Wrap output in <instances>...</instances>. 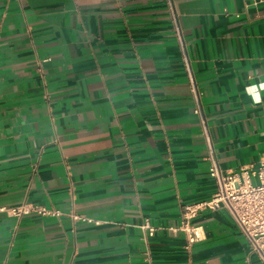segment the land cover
Instances as JSON below:
<instances>
[{
  "label": "crops",
  "instance_id": "obj_1",
  "mask_svg": "<svg viewBox=\"0 0 264 264\" xmlns=\"http://www.w3.org/2000/svg\"><path fill=\"white\" fill-rule=\"evenodd\" d=\"M170 2L182 48L167 0H0V207L62 213L0 211V264H264L223 209L177 229L208 150L264 157V0Z\"/></svg>",
  "mask_w": 264,
  "mask_h": 264
},
{
  "label": "built area",
  "instance_id": "obj_2",
  "mask_svg": "<svg viewBox=\"0 0 264 264\" xmlns=\"http://www.w3.org/2000/svg\"><path fill=\"white\" fill-rule=\"evenodd\" d=\"M257 1V0H254ZM169 17L172 23L174 34L182 48L179 27L170 0H167ZM191 91L194 101V111L200 112L195 87L191 80ZM204 141L207 149H210L209 136L206 130L203 131ZM209 175L215 180V191L206 199L183 204L181 208V221L177 227L185 236V247L203 239L201 225L191 223V220L200 212L205 210H225L246 241L250 253L255 254L264 262V157L259 160V165L253 169L243 167L237 171L222 172L213 154L208 150ZM0 211H6L8 215L17 219L31 214H51L59 219L62 214L59 210L48 209L42 205L23 202L10 207H0ZM73 219L80 218V215L71 213ZM91 221L90 218H85ZM94 222H98L94 220ZM143 237L153 235L155 227L151 226L147 219L141 225ZM149 259V257H147Z\"/></svg>",
  "mask_w": 264,
  "mask_h": 264
},
{
  "label": "clouds",
  "instance_id": "obj_3",
  "mask_svg": "<svg viewBox=\"0 0 264 264\" xmlns=\"http://www.w3.org/2000/svg\"><path fill=\"white\" fill-rule=\"evenodd\" d=\"M252 87L255 88L257 86L256 85H253ZM260 87H261V90H264V85H261ZM252 101H253L254 104H259V103L262 102V98H261V95H260V92L259 91H257L255 93V95L252 96Z\"/></svg>",
  "mask_w": 264,
  "mask_h": 264
}]
</instances>
